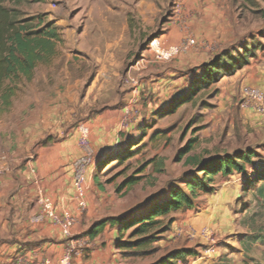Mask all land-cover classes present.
I'll use <instances>...</instances> for the list:
<instances>
[{"label": "rangeland", "instance_id": "374dc122", "mask_svg": "<svg viewBox=\"0 0 264 264\" xmlns=\"http://www.w3.org/2000/svg\"><path fill=\"white\" fill-rule=\"evenodd\" d=\"M6 6L19 10L22 18L55 23L64 38L53 62L39 66L34 79L20 85L11 110L0 113V169L11 152L20 166L26 165L35 175L32 214L36 182L45 193L35 166L40 148L59 151L64 168L70 167L83 154L79 144L83 127L88 128L94 159L88 176L95 189L100 187L92 192L94 213L122 218L148 214L172 189L184 188L193 173L202 176L186 162L187 156L206 160L252 151L248 177L237 173L226 177L230 192L237 195L231 205V229L206 227L215 244L207 237L190 236L189 230H201L190 225L177 227L185 233L176 236L199 244L186 249L195 253L189 260L215 250L197 264H264V181H252L255 172L264 171V114L242 107L244 88L264 93V0H221L215 8L234 28L225 45L219 43L218 28L208 21L212 12L206 13L207 0H20ZM185 39L195 44L157 62L152 44L167 49ZM246 54L247 66L204 86L183 103L211 62L224 55L241 59ZM180 59L185 63L178 64ZM193 140L194 149L182 156ZM134 178L141 181L131 188L125 185ZM205 196L194 208L165 218L157 232L170 230L146 247L153 253L131 255L129 264H154L168 256L171 249L162 244L173 228L169 218L177 215L179 221L180 214L198 212ZM135 228L126 240L142 238L134 235Z\"/></svg>", "mask_w": 264, "mask_h": 264}, {"label": "crops", "instance_id": "0c3cea01", "mask_svg": "<svg viewBox=\"0 0 264 264\" xmlns=\"http://www.w3.org/2000/svg\"><path fill=\"white\" fill-rule=\"evenodd\" d=\"M220 3L221 0H207L206 13L209 10L212 13L216 10L217 15L208 13L207 18L212 27L218 28L221 37L219 43L225 45L229 43V35L234 28L232 23H228L224 13L215 8L219 7ZM177 63L175 61L176 68ZM184 63H181L180 59L178 64ZM60 154L59 151L54 152L50 148L42 147L35 159V166L44 181V191L54 201L57 210L60 212L68 210L76 218L72 229L76 252L71 264H129L128 257L122 255L125 251L119 248L120 221L117 220L122 217L94 213L92 192L99 190L100 187L97 189L93 187L90 174L87 191L88 211L84 213L77 208L73 203V164L64 168L59 158ZM222 177L217 184V192L205 196L204 205L198 212L180 214L179 221L177 215L173 216L175 218L173 228L162 247H169L170 252H173L176 249H192L199 245L188 238L178 239L176 235H179L178 228L181 226L212 227L221 232L231 229L234 222L231 205L237 195L236 192H230L229 181L225 176ZM34 179L35 175L26 165L20 166L11 152L5 156V162L0 169V264H44L46 261L58 263L70 245V240L51 220L41 224L32 222L34 214L30 206L34 194L32 187ZM95 181L97 182V179ZM237 181L241 182V179ZM102 220L110 222L102 228L95 227V224ZM179 244L180 247L176 246ZM187 259L186 263L189 264H197L202 260L201 257ZM178 260L176 264H179Z\"/></svg>", "mask_w": 264, "mask_h": 264}, {"label": "trees", "instance_id": "16d2710c", "mask_svg": "<svg viewBox=\"0 0 264 264\" xmlns=\"http://www.w3.org/2000/svg\"><path fill=\"white\" fill-rule=\"evenodd\" d=\"M17 3L20 0H0V113H6L13 107V101L17 96L20 85L31 82L35 77L37 68L41 65H49L59 54V48L64 44L61 30L53 22H45L41 18H22L19 10L11 9L6 3ZM225 59V61H223ZM249 64L248 54L241 59L224 55L220 59L211 62L205 67L197 86L185 96V102L192 100L194 94L204 86L220 81L225 76H232ZM176 103L168 113H173L180 105ZM191 141L182 151V156L189 154L193 149ZM130 156L132 151L128 152ZM128 156V157H130ZM254 152H236L234 155L219 154L208 159H200L198 156H187L186 162L193 164L197 176L193 173L185 180L184 188L176 187L169 192L167 198L157 202L148 214L138 218L123 217L120 221L119 248L125 251L123 257L135 255H150L154 249H146L155 243L161 230L157 227L171 213L191 209L201 195H213L218 187L216 179L219 175L229 177L235 173L248 177L249 167L253 166ZM103 165V163L101 164ZM100 165V166H101ZM254 180L264 181V171L255 172ZM141 178L127 180L129 187H134ZM175 218L172 216L168 224L172 226ZM110 220H102L95 227L102 228ZM137 227V228H135ZM135 228L134 235L142 236L139 240L131 242L125 239L126 234ZM91 236L92 234L89 233ZM195 255L192 250L180 249L168 254L154 264H176V260H186Z\"/></svg>", "mask_w": 264, "mask_h": 264}, {"label": "built area", "instance_id": "2783aa9c", "mask_svg": "<svg viewBox=\"0 0 264 264\" xmlns=\"http://www.w3.org/2000/svg\"><path fill=\"white\" fill-rule=\"evenodd\" d=\"M195 44L192 39H185L181 44L171 46L167 49L160 48L156 43L152 44L151 49L154 52V56L157 62H166L171 58L179 55L190 49ZM242 107L243 109L251 110L257 114H264V93L257 88L246 87L242 91ZM88 128H81L80 147L83 150V154L73 163V200L77 203V208L84 212L88 210L87 191H88V171L93 165V150L90 146ZM37 184V199L35 205L32 207L33 217L32 222L34 224L44 223L46 220H51L57 225L64 236L70 240V245L64 255V257L58 262L46 261L44 264H71L72 257L76 252V248L73 243L72 229L76 223V218L72 212L66 210L58 212L53 200L46 195L42 188ZM75 203V204H76ZM185 231L180 229L179 235L184 234ZM192 237L201 236L212 239L211 243L215 244L214 236L209 228H201L200 231L195 232L189 230L187 232ZM215 253L213 248L208 249L207 254L212 256ZM210 256H202V259H207ZM179 264L183 263L181 259L178 260Z\"/></svg>", "mask_w": 264, "mask_h": 264}]
</instances>
